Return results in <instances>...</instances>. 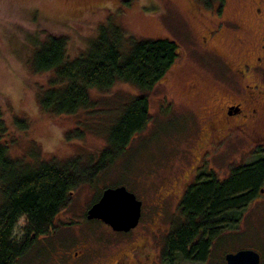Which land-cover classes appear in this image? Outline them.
<instances>
[{"label":"rangeland","instance_id":"374dc122","mask_svg":"<svg viewBox=\"0 0 264 264\" xmlns=\"http://www.w3.org/2000/svg\"><path fill=\"white\" fill-rule=\"evenodd\" d=\"M252 8L253 0H226L221 12L205 8L198 0H0V140L16 159L32 162L80 154L81 163H86L89 155L105 146L120 115L118 102L142 94L131 84L117 82L104 91L90 90L100 110L43 111L38 89L48 84L51 73L34 72L25 61L33 49L29 37L64 35L67 53L73 56L85 48L87 38L101 24L112 23L137 39L167 37L180 48L164 77L146 92L151 114L147 126L103 170L79 183L59 218L63 213L80 214L103 188L123 184L143 200L140 229L147 224L156 231L158 241L166 239L163 235L179 222L176 203L180 198L169 196L162 202L159 198L187 170L185 150L195 138L198 123L227 87L225 76L230 70L224 62L237 64L264 40V22L252 15ZM213 29L218 32L204 46L201 35ZM75 128L81 130L79 135L67 134ZM248 148L239 139L223 146L219 157L210 162L224 178L233 166L261 157L246 153ZM30 152L37 154L33 157ZM1 197L0 192V201ZM240 214L235 213L237 221L224 227L217 241L220 251L245 245L257 248L264 243V198H254ZM80 227L92 247L106 238L103 225L84 223ZM225 235L230 236L224 239ZM41 243L37 240L20 264H50ZM177 264L195 263L178 260Z\"/></svg>","mask_w":264,"mask_h":264},{"label":"trees","instance_id":"16d2710c","mask_svg":"<svg viewBox=\"0 0 264 264\" xmlns=\"http://www.w3.org/2000/svg\"><path fill=\"white\" fill-rule=\"evenodd\" d=\"M198 1L207 9L221 12L226 0ZM28 40L33 49L25 61L31 70L51 73L48 84L38 89V105L45 112L100 110L90 90L104 91L117 82L131 84L142 94L118 102L120 115L107 134L105 146L89 155L86 163H81L80 154L32 162L16 159L0 140V264H20L79 183L103 170L147 126L151 114L146 92L164 77L180 54L177 42L170 38L137 39L112 23L101 24L96 34L87 38L85 48L73 56L67 53L64 35ZM19 125L25 127L22 121ZM80 132L75 128L67 134ZM30 154L34 157L37 153ZM260 156L251 163L233 166L225 178L202 179L189 188L178 205L179 222L166 236L165 255L176 250L184 256L189 253L185 244L195 237H200L201 244L208 243L216 235L215 227L224 228L230 225L228 222L237 221L234 214L241 215L261 184L264 154ZM21 213H26L27 222L22 226L23 234L15 236L12 229Z\"/></svg>","mask_w":264,"mask_h":264},{"label":"flooded vegetation","instance_id":"af4514ba","mask_svg":"<svg viewBox=\"0 0 264 264\" xmlns=\"http://www.w3.org/2000/svg\"><path fill=\"white\" fill-rule=\"evenodd\" d=\"M251 12L256 19L264 22V0H253ZM217 32L216 29L206 31L201 35V43L206 46L208 39ZM224 64L232 72V75L229 72L225 76L228 80L226 86L229 85V89L225 87L224 93L198 123L195 138L191 140L190 148L185 150L187 170L182 176L175 177L177 179L174 183L160 195V202L169 196L181 200L189 188L202 179L212 177L222 179L218 171L216 172L218 168L210 162V159L215 161L221 154L220 149L225 145H231L241 139L249 146L246 153L250 152L253 156L264 154V40L258 44L256 51L250 52L247 58L234 65L229 62ZM229 174L230 170L225 177ZM254 192L253 198H264V175L261 184ZM99 197L100 195L96 198ZM141 201L139 221L136 226L126 231L114 230L109 224L97 218H86L87 207L78 215H71L72 212H69L61 214L64 217L59 218L58 215L67 204L61 207L48 231L38 237V241L44 246L49 263L177 264L178 260H182L195 264H227L225 256L228 253H235L240 249H252L257 253L255 264H264V243L257 248L245 245L220 251L217 241L221 240L220 235H224L225 229L220 227L214 228L216 235L208 243L201 244L198 242L200 237H195L192 242L185 244V250L189 253H184V256L176 250L170 255H165V240L158 241L154 236L157 234L156 231L151 230L147 224L140 229L144 214L143 200ZM177 204L179 205L178 201L176 206ZM84 223L105 226L107 235L98 247L88 244L86 232L83 233L84 229L80 227ZM171 229L167 230L163 239ZM146 234H149L147 238ZM229 236L225 235L224 239ZM215 251L217 255L214 254Z\"/></svg>","mask_w":264,"mask_h":264},{"label":"water","instance_id":"95a60500","mask_svg":"<svg viewBox=\"0 0 264 264\" xmlns=\"http://www.w3.org/2000/svg\"><path fill=\"white\" fill-rule=\"evenodd\" d=\"M141 213V200L124 185L106 187L101 196L92 203L87 218H97L109 224L114 230H128L137 225ZM227 264H255L257 253L252 249H240L228 253Z\"/></svg>","mask_w":264,"mask_h":264},{"label":"clouds","instance_id":"9594fccd","mask_svg":"<svg viewBox=\"0 0 264 264\" xmlns=\"http://www.w3.org/2000/svg\"><path fill=\"white\" fill-rule=\"evenodd\" d=\"M27 222L26 220V213H21L16 220L15 225L13 226V233L17 236H20L23 234V225Z\"/></svg>","mask_w":264,"mask_h":264}]
</instances>
